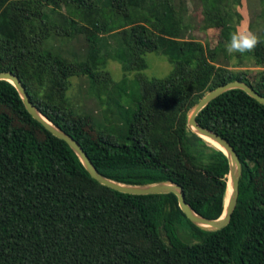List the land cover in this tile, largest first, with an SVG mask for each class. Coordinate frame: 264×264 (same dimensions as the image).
Listing matches in <instances>:
<instances>
[{
	"label": "trees",
	"instance_id": "obj_1",
	"mask_svg": "<svg viewBox=\"0 0 264 264\" xmlns=\"http://www.w3.org/2000/svg\"><path fill=\"white\" fill-rule=\"evenodd\" d=\"M175 1L111 0L120 20L113 57L126 72H137L141 89L125 141L79 113L67 95L76 75L99 87L116 84L103 66L109 23L98 0H0V72L15 73L32 102L81 144L103 175L129 184L176 182L193 208L218 218L229 159L188 127L189 113L208 91L236 79L264 95V70L252 82L220 65L216 47L180 38L185 25ZM199 1L203 27L228 37L222 0ZM78 33L87 44L85 60L54 52L52 38ZM255 33L261 43L246 54L264 67V25ZM148 52L167 57L169 76L142 74ZM196 119L224 136L242 163L238 203L219 230L194 224L175 193L131 194L99 182L30 113L14 84L1 80L0 264H264V104L232 89Z\"/></svg>",
	"mask_w": 264,
	"mask_h": 264
},
{
	"label": "rangeland",
	"instance_id": "obj_2",
	"mask_svg": "<svg viewBox=\"0 0 264 264\" xmlns=\"http://www.w3.org/2000/svg\"><path fill=\"white\" fill-rule=\"evenodd\" d=\"M235 1L222 0L221 4V9L228 13L229 26L225 29L228 38L222 29L203 27L204 17L199 0H176V8L183 15L185 25L179 37L182 39L197 38L208 46H212V49L216 47L219 52L220 65H226L234 71H243L252 82H255L264 67L256 65L253 57L246 53L243 55L227 54L225 44L230 39L231 33L237 29L247 28L253 32L261 30L264 25V3L262 0ZM98 2L103 9V19L109 23L101 39L102 56L103 54L107 56L103 66L112 75L116 84L109 88L99 87L89 76L76 75L70 80L71 85L67 95L70 104L79 113L90 115L98 128L113 132L119 136L120 141H125L128 122L137 108L141 89L137 80V72H126L121 62L113 57L120 46L118 35L120 20H115L112 2L111 0H98ZM84 38L81 33L71 38H52V48L54 52H60L62 56L70 60L83 61L88 54ZM145 59L148 67L142 71V74L147 77H167L173 70V65L164 54L148 52Z\"/></svg>",
	"mask_w": 264,
	"mask_h": 264
},
{
	"label": "water",
	"instance_id": "obj_3",
	"mask_svg": "<svg viewBox=\"0 0 264 264\" xmlns=\"http://www.w3.org/2000/svg\"><path fill=\"white\" fill-rule=\"evenodd\" d=\"M1 80H7L14 84V86L18 89L24 101V104L30 111V113L52 133L64 139L80 157L81 161L84 163L85 167L90 172V174L99 182L119 191L131 194H151L169 192L175 193L178 197L179 206L181 207L183 212L194 224L201 227L202 229L219 230L228 225L231 221L232 214L238 203L240 193L239 185L242 176L241 160L234 146L224 136L210 128L204 127L199 124L196 117L198 113L213 99L220 96L224 92H227L232 89H243L251 96H253L256 100L264 104V95L259 93L249 83L240 79H236L222 84L208 91L189 113L188 127L205 140L214 142L215 144L213 145L224 151L229 159L228 184L224 210L218 218H208L199 213L186 201L183 187L176 182L159 181L149 184H129L116 181L112 178L103 175L90 160L88 154L84 151L81 144L72 135H70L68 132H66L64 129H62L54 122H52L48 117H46L40 111V109L32 102L26 90V87L22 84L20 78L15 73H13L12 71H2L0 72V81Z\"/></svg>",
	"mask_w": 264,
	"mask_h": 264
},
{
	"label": "clouds",
	"instance_id": "obj_4",
	"mask_svg": "<svg viewBox=\"0 0 264 264\" xmlns=\"http://www.w3.org/2000/svg\"><path fill=\"white\" fill-rule=\"evenodd\" d=\"M261 43L260 37L250 29H237L232 32L225 44V51L229 55L245 54L255 49Z\"/></svg>",
	"mask_w": 264,
	"mask_h": 264
},
{
	"label": "bare ground",
	"instance_id": "obj_5",
	"mask_svg": "<svg viewBox=\"0 0 264 264\" xmlns=\"http://www.w3.org/2000/svg\"><path fill=\"white\" fill-rule=\"evenodd\" d=\"M194 140V139H193ZM198 140V139H197ZM208 142H210V143H212V144H215L214 142H212V141H208Z\"/></svg>",
	"mask_w": 264,
	"mask_h": 264
}]
</instances>
